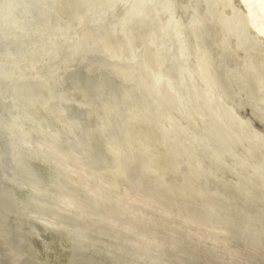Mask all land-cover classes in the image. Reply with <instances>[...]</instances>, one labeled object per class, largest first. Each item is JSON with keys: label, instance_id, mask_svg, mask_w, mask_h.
Returning a JSON list of instances; mask_svg holds the SVG:
<instances>
[{"label": "bare ground", "instance_id": "obj_1", "mask_svg": "<svg viewBox=\"0 0 264 264\" xmlns=\"http://www.w3.org/2000/svg\"><path fill=\"white\" fill-rule=\"evenodd\" d=\"M0 177L6 207L55 184L83 228L29 227L75 244L111 233L119 261L176 254L188 231L164 246L139 228L182 231L203 213L214 232L190 250L210 240L249 263L212 236L244 223L264 239V0H0Z\"/></svg>", "mask_w": 264, "mask_h": 264}, {"label": "rangeland", "instance_id": "obj_2", "mask_svg": "<svg viewBox=\"0 0 264 264\" xmlns=\"http://www.w3.org/2000/svg\"><path fill=\"white\" fill-rule=\"evenodd\" d=\"M2 180V181H1ZM4 181H3V178L0 177V191L1 192H4V190H7L8 188L3 184ZM47 184V185H46ZM51 185V186H50ZM55 184H50V183H44V184H41V185H38L37 187H40L37 189V193L36 195L32 196V197H29L27 198L23 204H15V205H12L10 207H6L3 206L0 202V264H48V262H45V261H49V264H58V263H63V264H103L102 262H105V264H137V260H138V264H164L166 262H168L169 264H226L225 261H223V256L221 255H218L220 253H218L217 251L215 252H211L209 251L208 249H210L209 247L212 245L211 241L210 240H206L205 243H203L202 245L199 246H195L194 249L198 250L200 249V252L199 250L198 251H194L195 253H193V250L190 248L194 246V241L193 239V236L196 235H202V236H198V237H203V233L204 231H213L214 232V224L215 223H211V221H213L212 219H206L205 217V214L203 213H198V215H202L200 218H197L196 215H195V220H197L196 222L195 221H188L187 224L185 225V223L183 224L181 230H177V232H174V225L171 226V227H167V228H162L160 229V226L157 223H150V225H153V226H148L147 228L146 227H137L139 228L138 232H142V234H144L146 237L148 236V239H150L151 242L154 243L155 242H162V245H169V244H172L171 243V239L170 237L173 238L174 236V239L173 240H177L178 238H180L182 235H185V234H189V235H192V239H190L189 241L190 242H186L188 243V245H183L180 249L176 250V254L178 257H175L176 254L175 252H171V250H167L165 248V250L163 249H160V247H154V246H151L149 245L151 248H146V247H141L140 249L138 250H135L132 254H128V257L130 258H126V260H120L118 259V253L116 251V249H113V247L116 246L115 244V241H114V238L111 233H107L105 234L104 236H102L100 238V240L103 239V242L99 240V238H95L94 241H92L91 239L87 240V242L84 244V243H81V244H75L73 243L71 240H68L67 238H65L64 236H61L59 234H55L54 232H44L42 230H36L33 228V226L31 225L29 227V223L31 222H38L39 224V227H42L43 226V223L45 221V218H46V221L47 222H51L59 228V229H62V227L64 226V228L67 229H71V228H77L78 231L80 229H82L83 227H81V224L80 222H77L75 220H70L71 218H69V214L67 213V211L62 208L61 206H57L55 203L56 201H54V199L52 198V196H54L57 192V189H54ZM72 186V185H71ZM57 187V186H56ZM73 187V186H72ZM41 189V190H40ZM43 189V191H42ZM74 189V188H72ZM49 190V191H47ZM55 190V191H54ZM54 191V193L52 192ZM72 191V190H71ZM50 192V193H48ZM48 193V194H46ZM73 193H75L73 191ZM8 194H13V193H9ZM64 196H67L69 197L72 193L70 192H67L65 191L64 192ZM45 197H48V198H44ZM50 195V196H49ZM37 196V197H36ZM40 196V198H39ZM71 196H75V194L71 195ZM55 197V196H54ZM43 198V199H42ZM52 198V199H50ZM76 199V198H75ZM47 200V201H46ZM51 200V201H50ZM55 202V203H54ZM32 204V205H30ZM236 206V205H235ZM33 207V208H32ZM237 207V206H236ZM26 208L28 209V212L26 210ZM22 210V211H21ZM24 210V211H23ZM44 211V212H43ZM47 212V213H46ZM20 213V214H19ZM61 213V214H60ZM6 214V215H5ZM31 214V215H30ZM53 216H52V215ZM58 214V215H56ZM68 214V215H67ZM9 215V216H8ZM20 215H22L23 218L20 217ZM26 215V216H24ZM45 215V216H44ZM55 215V216H54ZM66 215V216H65ZM197 215V216H198ZM6 216V217H5ZM35 217H37V219H35ZM41 217V218H40ZM56 217V218H55ZM203 217V218H202ZM44 218V219H43ZM35 219V220H34ZM203 219L205 221H203ZM25 220V222H24ZM33 220V221H32ZM50 220V221H49ZM53 220V221H52ZM206 220H209L210 224L208 221ZM73 221V222H72ZM80 221H83V220H80ZM200 221V222H199ZM203 221V222H202ZM29 222V223H28ZM75 222V223H74ZM85 222V221H84ZM195 222V225L194 223ZM59 223V224H58ZM203 223V224H202ZM77 224V225H76ZM80 224V226H78ZM138 223H136L137 225ZM71 225V226H70ZM140 225V224H139ZM202 227H201V226ZM208 225V226H207ZM73 226V227H72ZM197 226V227H196ZM218 226L217 228H220V226L218 224L215 225V227ZM246 227H244V223L241 224V225H238L236 228L238 229H234L233 231H229L228 233V236L225 235V234H218V235H214L212 236L213 238L215 236H217L218 238H220V240L218 239V244L219 246L221 245L220 248H222V251L224 249L225 250H235L236 248V252L245 255L246 257H250L251 261L249 262L250 264H255L257 263L256 261H261L257 264H264V245H262V243H264V239L262 236H259L257 237V235L253 234L252 233V228L250 229L249 226L245 225ZM61 227V228H60ZM80 227V228H79ZM156 228V229H155ZM190 228V229H189ZM201 228V229H200ZM164 229V230H163ZM169 229V231L167 230ZM243 229V230H241ZM250 229V230H249ZM3 230V231H2ZM186 230V231H185ZM249 230V231H248ZM135 231V229H134ZM147 232V233H144ZM154 231H157V232H154ZM180 231V232H179ZM187 233H185V232ZM199 231V232H197ZM247 231V232H246ZM3 232V233H2ZM136 232V231H135ZM160 232V233H158ZM173 232L175 234H173ZM180 234H179V233ZM192 234H191V233ZM202 232V234H201ZM211 232V233H213ZM234 232V233H233ZM244 232V233H243ZM250 232V234L248 233ZM42 233V234H41ZM151 233V235H150ZM162 233H163V236H162ZM243 233V234H242ZM45 234V235H43ZM172 234V235H170ZM187 234V235H188ZM247 234V235H246ZM50 235V237L48 236ZM54 235V236H53ZM110 235V236H109ZM169 236V237H164V236ZM181 235V236H180ZM233 235V236H232ZM241 235V236H240ZM108 236V237H106ZM177 236V238H176ZM239 236V238H238ZM38 237V238H37ZM49 237V238H48ZM225 238L228 239V245H226L227 243L224 242ZM233 237V238H232ZM237 237V238H236ZM261 237V238H260ZM40 238V239H39ZM42 238V240H41ZM51 238V240H50ZM108 238V239H107ZM111 238V239H110ZM118 238V237H117ZM154 240H153V239ZM197 238V237H196ZM49 239V240H48ZM56 239V240H55ZM61 239V240H60ZM165 239V240H164ZM222 239V240H221ZM239 239V240H238ZM245 239V241L243 240ZM47 241V244H46V249H44L42 246H44L42 244L43 241ZM66 240V241H65ZM165 241V243L163 244V242ZM168 240V243L167 241ZM262 240V242H261ZM37 241V242H36ZM38 241H40L38 243ZM42 241V242H41ZM45 241V242H46ZM52 243H51V242ZM121 240H118L117 243H123L124 242H120ZM223 241V242H222ZM231 241V242H230ZM64 244H63V243ZM95 242V244H94ZM101 242V243H100ZM111 242H114V243H111ZM208 242V243H207ZM37 243V245H36ZM48 243H51V244H48ZM56 243V244H55ZM59 243V244H58ZM70 244V247H69V244ZM89 243V244H88ZM105 244V245H102V244ZM108 243V245H107ZM191 243V244H190ZM210 243V244H209ZM39 244V246H38ZM109 244H114V245H111L109 247ZM206 244V245H204ZM51 247H50V246ZM60 245V246H59ZM67 245V246H66ZM92 245V246H91ZM245 245V246H244ZM254 245V246H253ZM262 245V246H261ZM55 246V247H54ZM57 246V247H56ZM65 246V247H64ZM81 246V247H80ZM98 246V248L96 247ZM101 246V247H100ZM105 248H104V247ZM126 246L128 247L129 245L126 244ZM253 246V247H252ZM67 247V248H66ZM100 247V248H99ZM109 247V248H108ZM117 247V246H116ZM197 247V248H196ZM206 247V249H205ZM224 247V248H223ZM227 247V248H226ZM232 247V249H231ZM234 247V249H233ZM242 247V248H241ZM259 247V248H258ZM263 247V248H262ZM102 248V249H101ZM112 248V249H111ZM155 248V249H153ZM156 248H158L156 250ZM186 248V249H185ZM189 248V249H188ZM202 248V249H201ZM211 248H213L211 246ZM241 248V249H240ZM50 249V250H49ZM52 249V250H51ZM109 249V250H108ZM111 249V250H110ZM132 249V248H131ZM143 249V250H142ZM256 249V250H255ZM258 249V250H257ZM42 250V251H41ZM82 250V251H80ZM113 250V251H112ZM141 250V251H140ZM147 250V251H146ZM149 250V251H148ZM153 250V252H152ZM161 252H160V251ZM181 250V251H180ZM185 250V251H183ZM187 250H189V252H186ZM204 250V251H203ZM242 250V251H241ZM252 250V251H251ZM56 251V252H54ZM59 251V252H58ZM93 251V252H92ZM111 251V252H110ZM115 251V252H114ZM165 251V252H164ZM170 251V252H169ZM209 251V252H207ZM221 251V250H220ZM244 251V252H243ZM260 251V252H259ZM41 252V253H40ZM62 252V253H61ZM142 252V253H141ZM145 252V253H144ZM150 252V253H149ZM152 252V253H151ZM199 252V253H198ZM235 252V253H236ZM251 256H250V254ZM257 252L258 254L260 255H257ZM262 252V253H261ZM46 253V254H45ZM56 253V254H55ZM61 253V254H60ZM96 253V254H95ZM156 253V254H155ZM163 253V254H162ZM169 253V254H167ZM174 253V254H173ZM196 253H198L196 255ZM210 253V254H209ZM248 253V254H247ZM51 254V255H50ZM59 254V255H58ZM64 254V255H62ZM67 254V255H66ZM92 256H88L90 255ZM159 254V255H158ZM184 256H182V255ZM186 254V255H185ZM190 254H192L191 256H189ZM200 254V255H199ZM216 254V255H215ZM247 254V255H246ZM262 254V255H261ZM43 255V256H41ZM48 255V256H47ZM61 255V256H60ZM69 255V256H68ZM209 255V256H207ZM249 255V256H248ZM256 255V256H255ZM51 256V257H50ZM54 256V257H53ZM65 258H63V257ZM94 256V257H93ZM158 256H162V257H158ZM172 256V257H171ZM186 256V257H185ZM194 256H196V259L194 258ZM198 256V257H197ZM217 256H219V258L217 259ZM254 256V258H253ZM260 256V257H259ZM42 257H47L46 258H42ZM56 257L58 258H63L64 260L62 261L61 259H56ZM97 257V258H95ZM103 259V261L99 262L100 259ZM106 257V258H105ZM147 257V258H146ZM154 257V258H153ZM164 257H167L164 259ZM185 257V258H183ZM203 257V258H201ZM210 257V258H209ZM51 258V259H50ZM53 258V259H52ZM67 258V259H66ZM86 263L84 262L85 260ZM91 260H90V259ZM95 258V259H93ZM159 258V260H157ZM173 258L175 259L173 261ZM182 258V260L180 259ZM188 258V259H187ZM212 258V259H211ZM66 259V260H65ZM94 261H93V260ZM108 259V261L106 260ZM111 259V260H110ZM134 259V260H133ZM161 259L163 261H161ZM190 259V261H189ZM217 259V261H216ZM221 259V260H219ZM262 259V260H261ZM117 260V261H116ZM178 260V261H177ZM180 260V261H179ZM184 260V261H183ZM193 260V261H192ZM195 260V261H194ZM199 260V261H198ZM209 260V261H208ZM44 261V262H42ZM58 261V262H57ZM91 261V262H90ZM98 261V262H97ZM119 261V262H118ZM123 261V262H122ZM131 261V262H130ZM140 261L142 263H140ZM157 261H159L160 263H157ZM182 261V262H181ZM186 261V262H185ZM90 262V263H89ZM185 262V263H184ZM224 262V263H223ZM252 262V263H251ZM255 262V263H254ZM166 263V264H168ZM247 263V264H249Z\"/></svg>", "mask_w": 264, "mask_h": 264}, {"label": "water", "instance_id": "obj_3", "mask_svg": "<svg viewBox=\"0 0 264 264\" xmlns=\"http://www.w3.org/2000/svg\"><path fill=\"white\" fill-rule=\"evenodd\" d=\"M26 7H19V9L16 10V16L20 17L21 15L26 14Z\"/></svg>", "mask_w": 264, "mask_h": 264}]
</instances>
